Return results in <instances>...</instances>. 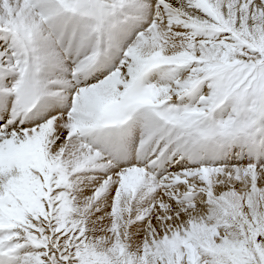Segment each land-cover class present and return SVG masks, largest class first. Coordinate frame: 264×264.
<instances>
[{
  "label": "snow or ice",
  "instance_id": "snow-or-ice-1",
  "mask_svg": "<svg viewBox=\"0 0 264 264\" xmlns=\"http://www.w3.org/2000/svg\"><path fill=\"white\" fill-rule=\"evenodd\" d=\"M0 264H264V0H0Z\"/></svg>",
  "mask_w": 264,
  "mask_h": 264
}]
</instances>
